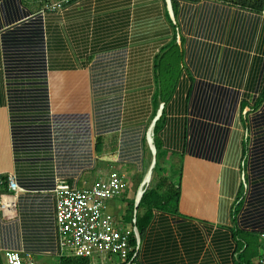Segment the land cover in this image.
<instances>
[{"label":"crops","instance_id":"1","mask_svg":"<svg viewBox=\"0 0 264 264\" xmlns=\"http://www.w3.org/2000/svg\"><path fill=\"white\" fill-rule=\"evenodd\" d=\"M46 2L0 0V180L14 173L26 190L3 195V264L8 250L57 262V177L90 186L116 166L128 187L106 213L129 226L127 203L152 179L142 186L160 110L162 166L179 200L154 210L143 264H242L248 234L263 243L264 11L178 0L175 18L172 0L171 10L167 0H75L43 11ZM171 21L183 59L168 56L158 69ZM170 64L173 94L154 109L156 74Z\"/></svg>","mask_w":264,"mask_h":264},{"label":"built area","instance_id":"2","mask_svg":"<svg viewBox=\"0 0 264 264\" xmlns=\"http://www.w3.org/2000/svg\"><path fill=\"white\" fill-rule=\"evenodd\" d=\"M73 1L75 0H52L43 11H58ZM167 1L171 10V2ZM6 179L8 193L18 196L26 191L18 183L14 173L7 174ZM3 181L0 180V184ZM127 187L125 173L113 164L103 177L90 186L78 187L68 180L56 178L53 193L58 260L55 264H61L63 258L72 257L88 258L91 260L90 264H143L136 218L129 226L124 227L106 213L108 201L122 197ZM5 194L0 195V209L6 205L3 200ZM261 237L263 246L256 264H264V231ZM4 262L36 264L33 260L24 261L21 253L13 250L4 253Z\"/></svg>","mask_w":264,"mask_h":264},{"label":"trees","instance_id":"3","mask_svg":"<svg viewBox=\"0 0 264 264\" xmlns=\"http://www.w3.org/2000/svg\"><path fill=\"white\" fill-rule=\"evenodd\" d=\"M166 1V0H165ZM226 4H230L233 6H239L242 8H246L255 12L262 13L264 11V0H219ZM48 2H46V5ZM173 10L175 14V18L178 16V8L179 3L178 0H172ZM172 26L174 28V36L173 40L164 46L160 53L157 55L156 60L160 62L158 64V69L161 67V62L169 57H174L176 60L180 62L183 59V44L184 39L182 35L178 37V24L171 21ZM174 67V68H173ZM176 66L170 64L165 68V72L161 76L160 74H156L157 82L160 83L161 93L154 97V109L159 108V101L166 104L173 94V89L176 85V77H175ZM156 114H153L151 118H149L148 123H152V120L156 117ZM146 117V116H145ZM151 119V120H150ZM164 112L160 116V118L156 121L154 127V145L156 147L157 155H156V166L153 170L152 179L150 184L147 186L141 201L138 207H135V201H128L127 210L125 213V220L127 223H131L134 218H136V226L139 232V236L141 241L144 239L146 232L150 226L152 221L154 210L156 209H170L171 205L178 203L179 200V191L175 187L172 182V178L170 175L166 174L165 168L162 166V160L168 155L167 152L163 149L162 142L159 137V131L161 130L164 123ZM146 141V140H145ZM4 180L0 184V195L8 193L7 188V179L4 177ZM241 233V232H239ZM250 238L244 239V249L241 253V262L242 264H256L259 260L260 252L259 248L263 246V243L260 244L258 242L256 232H251L248 234ZM91 260L88 258H63L61 260V264H90ZM0 264H3V257L0 254Z\"/></svg>","mask_w":264,"mask_h":264},{"label":"water","instance_id":"4","mask_svg":"<svg viewBox=\"0 0 264 264\" xmlns=\"http://www.w3.org/2000/svg\"><path fill=\"white\" fill-rule=\"evenodd\" d=\"M161 113H162V111L160 110L159 114L157 115V117H156L155 120L153 121V124H152V126H151V129H150V131H149V133H148V141H149V143H150V145H151L152 153H153V168H152V170H151V173H153V170H154V168H155V166H156V155H157L156 147H155V145H154V127H155V123H156V121L160 118ZM145 190H146V189H145ZM145 190H144L143 192L139 193V196L137 197V199H136V201H135V207H136V208L138 207V205H139V203H140V201H141V198H142V196H143Z\"/></svg>","mask_w":264,"mask_h":264},{"label":"bare ground","instance_id":"5","mask_svg":"<svg viewBox=\"0 0 264 264\" xmlns=\"http://www.w3.org/2000/svg\"><path fill=\"white\" fill-rule=\"evenodd\" d=\"M152 168H153V164H152V166H151V168H150V170H149L147 176L144 178V181H143V183H142V186H147V183H148L149 180H150V176H151V170H152ZM151 178H152V177H151ZM141 192H143V190H142ZM141 192H140V193H141ZM138 196H139V194H138ZM138 196H137V197H138Z\"/></svg>","mask_w":264,"mask_h":264},{"label":"rangeland","instance_id":"6","mask_svg":"<svg viewBox=\"0 0 264 264\" xmlns=\"http://www.w3.org/2000/svg\"><path fill=\"white\" fill-rule=\"evenodd\" d=\"M138 191V190H137ZM137 194H138V192H137ZM137 194H135V195H137ZM137 199V198H136Z\"/></svg>","mask_w":264,"mask_h":264}]
</instances>
